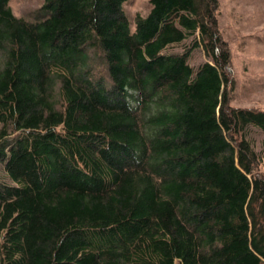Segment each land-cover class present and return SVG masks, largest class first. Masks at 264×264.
<instances>
[{"label": "trees", "instance_id": "obj_1", "mask_svg": "<svg viewBox=\"0 0 264 264\" xmlns=\"http://www.w3.org/2000/svg\"><path fill=\"white\" fill-rule=\"evenodd\" d=\"M130 1L0 0V264H264V108L231 104L219 0Z\"/></svg>", "mask_w": 264, "mask_h": 264}, {"label": "rangeland", "instance_id": "obj_2", "mask_svg": "<svg viewBox=\"0 0 264 264\" xmlns=\"http://www.w3.org/2000/svg\"><path fill=\"white\" fill-rule=\"evenodd\" d=\"M43 0H10L15 15L30 21L49 15L41 8ZM125 10L132 19L137 12L145 14L149 0H131ZM219 26L232 52L234 81L231 104L264 108V0H219ZM191 37L168 48L172 52L189 49V62L197 67L208 59L202 45L191 46ZM246 137L259 154L257 171H264V131L250 125Z\"/></svg>", "mask_w": 264, "mask_h": 264}]
</instances>
